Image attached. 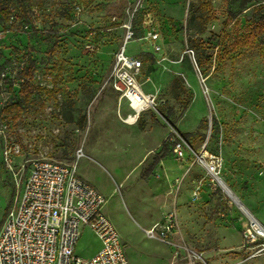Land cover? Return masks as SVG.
I'll list each match as a JSON object with an SVG mask.
<instances>
[{
	"label": "rangeland",
	"instance_id": "obj_1",
	"mask_svg": "<svg viewBox=\"0 0 264 264\" xmlns=\"http://www.w3.org/2000/svg\"><path fill=\"white\" fill-rule=\"evenodd\" d=\"M1 2L12 15L0 19V227L31 160L75 161L77 174L104 193L128 264H264V247L244 237L250 219L211 173L264 226V35L233 45L264 14V0ZM123 46L141 61L136 80L154 99L133 120L112 85ZM27 58L39 89L12 122L2 109L18 94ZM170 133L182 155L172 147L144 180L141 169ZM7 144L19 146L11 165ZM168 214L175 246L144 231ZM99 246L84 225L76 253L87 258Z\"/></svg>",
	"mask_w": 264,
	"mask_h": 264
},
{
	"label": "built area",
	"instance_id": "obj_2",
	"mask_svg": "<svg viewBox=\"0 0 264 264\" xmlns=\"http://www.w3.org/2000/svg\"><path fill=\"white\" fill-rule=\"evenodd\" d=\"M132 36L133 31L128 30L125 42ZM149 37L155 39L157 34L150 32ZM117 64L113 88L131 105L139 85L136 75L141 61L126 55L123 46L117 54ZM148 98V106L154 107V99L149 95ZM148 106H140L130 115L136 118ZM173 150L182 155L180 140L175 142ZM18 152L17 144H7L3 148V158L11 165V157ZM83 155L82 149L77 150L76 160ZM24 168L22 164L21 170ZM23 172L19 198L7 211L0 227V264H128L119 233L103 212L106 197L77 174L75 161L35 158ZM84 225H88L100 241L99 249L87 258L75 251ZM174 226L173 216L168 214L163 223H154L144 231L150 238L158 237L175 246L167 239ZM244 237L251 246L257 243L264 247L261 241L264 240V227L251 223Z\"/></svg>",
	"mask_w": 264,
	"mask_h": 264
},
{
	"label": "trees",
	"instance_id": "obj_3",
	"mask_svg": "<svg viewBox=\"0 0 264 264\" xmlns=\"http://www.w3.org/2000/svg\"><path fill=\"white\" fill-rule=\"evenodd\" d=\"M232 3H237L239 7H243L249 2V0H230ZM12 15V10L7 3H3L0 0V19L6 21ZM264 35V14L260 15L258 20L249 28L247 34L233 42L234 47L242 45H250L258 37ZM1 57V55H0ZM4 66V62L0 64V69ZM35 71L34 61L27 58L23 66L18 72V94L8 102L2 109V113L11 116V121L16 122L23 112L34 103L35 94L38 91V86L32 83L33 73ZM186 103V102H185ZM191 133H183L181 136L184 140L189 141ZM174 139V140H172ZM179 139L170 133L160 144V149L154 154L151 163L146 169L141 171L140 177L146 178L152 168L158 163L160 158L166 155L165 149L172 148L176 141Z\"/></svg>",
	"mask_w": 264,
	"mask_h": 264
},
{
	"label": "bare ground",
	"instance_id": "obj_4",
	"mask_svg": "<svg viewBox=\"0 0 264 264\" xmlns=\"http://www.w3.org/2000/svg\"><path fill=\"white\" fill-rule=\"evenodd\" d=\"M137 86L138 87H137L135 95H134L135 97H133L132 104L130 105L131 108H133L134 112L138 111L140 106L144 107V106L150 105V99L148 98V95L142 90V88L139 85H137ZM129 118L132 119V120L134 119L133 115H130ZM214 177L217 180L218 184L221 186V188L232 199V201L235 202L237 204V206L248 216V218L250 219L251 223L255 227L262 226L259 223V221L250 214V212L247 209V207H245V205H243V203L241 201H238L234 197V194H232L231 190L226 186V184L223 181V179L220 176H218L217 174ZM262 227H264V226H262Z\"/></svg>",
	"mask_w": 264,
	"mask_h": 264
},
{
	"label": "crops",
	"instance_id": "obj_5",
	"mask_svg": "<svg viewBox=\"0 0 264 264\" xmlns=\"http://www.w3.org/2000/svg\"><path fill=\"white\" fill-rule=\"evenodd\" d=\"M149 111H151V110H149ZM131 112L133 113L132 110H131ZM131 112H130V113H131ZM132 113H131V114H132ZM136 117H137V116H136ZM168 135H169V134H168ZM168 135H167V136H168ZM167 136H165V137L162 139V141H163ZM162 141H161V142H162ZM160 144H161V143H160ZM159 149H160V146H159V148L155 151V153H156ZM170 149H171V148H166V149H165V153H166L165 156H167V155L169 154ZM155 153H154V154H155ZM165 156H164V157H165ZM164 157L160 158V160L158 161V163H159ZM151 161H152V160H151ZM151 161H150L146 166H144V167L141 169V171L144 170V169H146L147 166L151 163ZM158 163H156V165L152 168V170L149 172L148 176H147L146 178H144V180L147 179V178L152 174V172L154 171V169H155V167L158 165ZM81 178H82V177H81ZM82 179H83V178H82ZM84 180H85V179H84ZM85 181H86V180H85ZM87 182H88V181H87ZM88 183H89V182H88ZM91 185H92V184H91ZM92 186H93V185H92ZM95 188H96V187H95ZM96 189H97V188H96ZM97 190H98V189H97ZM98 191H100V190H98ZM100 192H101V191H100ZM101 193H102V192H101ZM102 194H104V193H102ZM103 212H104V214L108 217V215H107V214L105 213V211H104V208H103ZM108 218H109V217H108ZM109 220L111 221L110 218H109ZM111 222H112V221H111ZM112 224H113V222H112ZM152 224H153V223H152ZM152 224H151V225H152ZM113 225H114V224H113ZM151 225H150V226H151ZM150 226H149V227H150ZM149 227H148V228H149ZM115 228H116V227H115ZM116 230H117V229H116ZM123 246H124V245H123ZM99 247H100V246H99ZM99 247L96 249V251L99 249ZM96 251H95V252H96ZM95 252H94V253H95Z\"/></svg>",
	"mask_w": 264,
	"mask_h": 264
}]
</instances>
